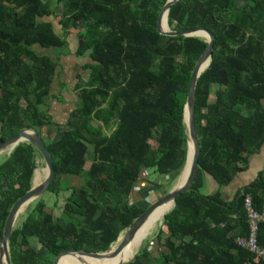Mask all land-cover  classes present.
<instances>
[{
  "label": "trees",
  "instance_id": "1",
  "mask_svg": "<svg viewBox=\"0 0 264 264\" xmlns=\"http://www.w3.org/2000/svg\"><path fill=\"white\" fill-rule=\"evenodd\" d=\"M55 1L62 9L57 16L62 35L46 20L54 16L53 0H0V141L34 130L50 154L47 192L54 195L61 177L80 175L89 146L93 160L82 186H65L69 195L61 216L54 218L38 200L12 229L11 264H41L31 239L54 257L66 250L103 255L145 210L130 201L140 172L180 175L187 152L184 102L207 45L204 36L157 32L167 0ZM167 21L171 31L202 26L215 37L195 86L197 175L162 218L156 264H215V256L222 264H263L252 262L233 240L247 233L245 194L264 213V161L229 201L219 189L246 169L248 157L264 143V0H247L239 9L235 0H178ZM74 30V55L88 54L91 62L82 66L89 74L76 88L79 105L59 125L48 103L58 100L52 85L62 54L53 60L36 47L63 50ZM228 42L234 44L230 51ZM50 126L57 133L46 143L43 134ZM36 156L30 144L19 143L0 162V239L10 208L35 187ZM205 175L216 185L208 195L200 193ZM257 243L264 248V224ZM141 256H150L146 247L129 264H141Z\"/></svg>",
  "mask_w": 264,
  "mask_h": 264
},
{
  "label": "rangeland",
  "instance_id": "2",
  "mask_svg": "<svg viewBox=\"0 0 264 264\" xmlns=\"http://www.w3.org/2000/svg\"><path fill=\"white\" fill-rule=\"evenodd\" d=\"M46 1V0H41ZM247 0H235V8L239 9L244 2ZM51 8L53 10L54 16L49 17L46 20L52 22L55 32L59 35H62V31L58 25V17L61 13L62 9L60 6L57 5L56 1L53 0L51 4ZM77 30L72 31L71 34L67 36L68 47L64 48L63 50H56V49H41L36 47V51L42 53L43 55H48L53 60H55L56 55L58 56L60 53L62 57L57 61V68L55 71V78L52 85V94L56 95L58 100H51L48 103L49 112L52 115V121L56 124H64L66 122L67 116L70 111L76 108L79 105L78 101V92L77 86H81L82 83L86 81L88 78L89 70H83L82 66L86 63H90V56L88 54L77 58L74 55V52L77 47ZM62 37V36H61ZM234 44L228 42V49L229 51L233 48ZM68 49V52H67ZM69 84L66 87V83ZM210 101L213 100V97L210 96ZM95 127H101L100 123L93 122ZM56 130L54 127L50 126L45 130L43 134V138L46 141H53L56 137ZM110 131H105V134H109ZM151 145L154 147V143L150 142ZM9 150L6 152H2L0 154V162H2L6 156L9 154ZM38 154V153H37ZM39 155V154H38ZM93 154H92V147L89 146L87 156H86V163L84 169L77 177H61L58 183V192L56 195L51 194L49 192H45L40 198L34 201L31 205H29L23 213L19 214L17 219L15 220L13 228L17 227L26 217L27 213L34 207L35 203L38 200H42L45 203V211L52 214L54 218H57L62 215L64 210V205L66 204V199L69 195L68 187H79L82 186L85 180V174L92 163ZM36 168L33 171V176L31 182L34 186H38L42 183L45 175L46 170L43 164L41 157L35 158ZM179 180V176L174 178V175H159L154 173L152 170H142L140 172L139 178L136 184L133 187V190L130 195L131 203L138 204L143 209H146L156 200L161 198L164 194L169 192L175 185H177ZM177 183V184H176ZM201 194H205V190H200ZM162 221V220H161ZM160 229H163L161 223L155 228L147 237V240L143 244V247L135 254L138 255L142 249L145 247L147 248L150 256L148 257H140L141 264H156V258L159 257V251L162 249L159 246V241L157 239V234ZM124 231L119 235L118 239L115 241L114 244L108 249L111 250V254L113 252L120 251L123 247L128 246V239L122 243V239L124 236ZM164 237V235H162ZM31 246L37 250L38 256L41 258V264H51L53 261L54 256L49 254L45 248L41 247L37 244L35 239L30 240ZM107 250V251H108ZM104 253L102 257L110 256V253ZM134 256V257H135ZM133 257V259H134ZM130 260V262L133 261ZM128 263V264H129Z\"/></svg>",
  "mask_w": 264,
  "mask_h": 264
},
{
  "label": "water",
  "instance_id": "3",
  "mask_svg": "<svg viewBox=\"0 0 264 264\" xmlns=\"http://www.w3.org/2000/svg\"><path fill=\"white\" fill-rule=\"evenodd\" d=\"M176 1L178 0H167L165 5L161 9L158 15V19H157V27H156L157 32L165 36H171V37H174V36L191 37V36H198L195 34V31L201 30V31H204L206 35L208 36V39H205L207 42V45L203 53L201 54V57L195 64L193 71L191 72L189 85H188V92H187L185 102H184V107H183V123H184L186 111L188 112V119H189L188 125H184V131H185L186 142H187V152H186L185 164L179 175V180L177 182L178 184L176 183L177 185H175L169 192H167L161 198H159L154 203H152L150 206H148L144 210V212L124 230V233H123L124 236L122 239V243H124L127 239H129V236L130 234H132L134 229H136L137 226L140 225L142 221L148 216V214H150L151 211L154 210L156 207L162 204L168 203V202H172L173 204L172 208H173L175 199L180 194L188 192L190 190L191 185L193 184L196 178V175H197V171H198V157L200 154V149L198 145V138H197V132H196V126H195V119H194L195 86H196L197 78L202 72H204V70L207 68L209 64L208 62L205 69L201 72L203 65L205 63V57L208 55L209 61L211 59L213 40L215 36L210 30L202 26L187 28V30H182L179 32L171 31L168 27V31H162L159 26L161 15L164 11H166V13L168 14L170 6L173 5V3H175ZM19 143L30 144L36 150V152L39 154V156L41 157L43 161V164L46 170V175L40 185H38L37 187H31L10 208L8 212V216L4 224V227H3L2 237L0 239V264H11L10 259H9V240H10V235H11L14 222L17 216L22 212L24 206L32 202L34 199L40 198L45 192H47V188L53 178V169L51 165L50 154L45 148V145L42 139L32 129L19 130L16 134L8 136L4 140L0 141V152H3L9 147H10L9 149L12 150ZM191 146H192V149H191ZM67 253L98 254V253H87L82 250H66L56 255L53 258V261L51 264H55L56 260L61 255L67 254ZM128 263L129 262L122 263V264H128Z\"/></svg>",
  "mask_w": 264,
  "mask_h": 264
},
{
  "label": "bare ground",
  "instance_id": "4",
  "mask_svg": "<svg viewBox=\"0 0 264 264\" xmlns=\"http://www.w3.org/2000/svg\"><path fill=\"white\" fill-rule=\"evenodd\" d=\"M167 22H168L167 13L166 11H164L161 15L160 23H159L160 29L162 31H168ZM195 34L198 36H204L208 38L206 33L201 30H196ZM208 62H209V56L207 55L205 57V63L203 65L201 72L205 69ZM188 121H189L188 112L186 111L185 119H184L185 125H188ZM9 148L4 150L3 152H6L7 150H9ZM0 154H2V152H0ZM36 200L37 199H34L32 202L24 206L21 213H23V211ZM172 205H173L172 202H168L152 210L151 213L148 214V216L142 221V223L138 225L136 229H134L132 234H130L128 239V246L123 247L120 251L115 253L113 252V254H111L110 253L112 250L111 249L107 252L110 253L111 255L107 257L104 256L102 257V255H94V254L67 253L61 255L56 260L55 264H122L129 262L130 260L133 259V257L140 250V248L143 247V244L147 240L148 235L155 228H157V226L161 223L163 216L172 208Z\"/></svg>",
  "mask_w": 264,
  "mask_h": 264
},
{
  "label": "crops",
  "instance_id": "5",
  "mask_svg": "<svg viewBox=\"0 0 264 264\" xmlns=\"http://www.w3.org/2000/svg\"><path fill=\"white\" fill-rule=\"evenodd\" d=\"M65 83L66 87H68L69 84H67V82ZM263 161L264 143L258 148V150L253 152V154L248 157L246 169L242 173L235 175L227 186L219 189L221 197L225 201H229L236 191L240 190L243 186H246L256 177V173L261 169ZM201 189L205 190L204 195H208L216 190V185L207 175H205L203 186ZM214 258L215 264H222V260L220 258H218L217 256H215Z\"/></svg>",
  "mask_w": 264,
  "mask_h": 264
},
{
  "label": "built area",
  "instance_id": "6",
  "mask_svg": "<svg viewBox=\"0 0 264 264\" xmlns=\"http://www.w3.org/2000/svg\"><path fill=\"white\" fill-rule=\"evenodd\" d=\"M247 233L245 237H235L234 244L247 252L254 263L264 264V248L257 243V231L260 224H264V213H258L252 206L251 197L245 194L242 198Z\"/></svg>",
  "mask_w": 264,
  "mask_h": 264
}]
</instances>
